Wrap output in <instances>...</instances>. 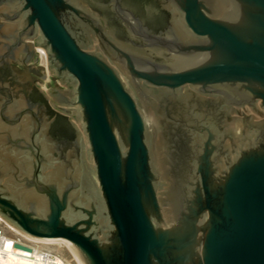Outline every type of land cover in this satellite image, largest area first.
<instances>
[{"label": "water", "instance_id": "95a60500", "mask_svg": "<svg viewBox=\"0 0 264 264\" xmlns=\"http://www.w3.org/2000/svg\"><path fill=\"white\" fill-rule=\"evenodd\" d=\"M167 4L122 48L77 0H0V56L44 48L75 125L0 91V214L83 264H264V0Z\"/></svg>", "mask_w": 264, "mask_h": 264}, {"label": "flooded vegetation", "instance_id": "af4514ba", "mask_svg": "<svg viewBox=\"0 0 264 264\" xmlns=\"http://www.w3.org/2000/svg\"><path fill=\"white\" fill-rule=\"evenodd\" d=\"M77 1L99 19L105 33L122 48L125 47L124 42L131 40L128 27L146 28L151 32H157L175 23L176 19V12L167 4V0ZM141 40L138 38L131 42L136 45ZM91 44L94 50L104 54L103 49L95 40H92ZM37 65V50L34 45L31 48L26 47L19 61L9 58L6 51L3 56H0V91L7 99L11 98V95L24 98L28 110L34 106L36 111L32 118L46 120L45 133L51 139L63 141L73 138L75 135L74 122L70 115L63 111L58 101L54 99L51 102L46 96L45 74L37 68ZM55 83L57 87L53 88L51 93L53 96L58 94V98L62 99L61 95L65 88L57 80ZM10 91L14 93H9Z\"/></svg>", "mask_w": 264, "mask_h": 264}, {"label": "bare ground", "instance_id": "6f19581e", "mask_svg": "<svg viewBox=\"0 0 264 264\" xmlns=\"http://www.w3.org/2000/svg\"><path fill=\"white\" fill-rule=\"evenodd\" d=\"M10 228H13L16 231L14 227L10 226ZM24 236L27 239L36 240V238L27 236L26 234ZM39 240H41L45 244L46 243L50 244L51 242H55V240L58 239H39ZM15 242L12 237L6 236L4 234L0 235V264H41L42 262H44L43 259L45 258L43 257V254L41 253L39 247L35 246L33 248V251L26 253L25 252L26 250L14 245ZM69 250L74 257L76 264H83L82 260L80 259V257L78 256V254L71 245H69ZM53 260H54L53 263H48V264H70L69 260H63L62 257L58 255H55Z\"/></svg>", "mask_w": 264, "mask_h": 264}, {"label": "rangeland", "instance_id": "374dc122", "mask_svg": "<svg viewBox=\"0 0 264 264\" xmlns=\"http://www.w3.org/2000/svg\"><path fill=\"white\" fill-rule=\"evenodd\" d=\"M36 50H37L38 56H39L37 66L44 67V69L46 71V77L44 78V81L46 80V84H45L46 88L45 89H46V95L48 97H50V96H52L51 87L54 85V81H53L51 74H50L49 61L47 58V54H46V51L44 48L36 47ZM0 223H2V225L4 226L5 233L7 236H14V235H23L24 236L25 235V234H23V232L21 230H19L14 225H12L8 220H6L1 214H0ZM10 226L14 227L16 229V231L13 228L10 229ZM27 241H28L29 245H31L33 248L36 246V247H39L40 249H47L52 254L61 256L62 258L69 260L71 264H76V261L72 255V253L69 250L70 244L64 240L58 239V240H55V242H51L50 244H47V243L45 244L41 240H39V239L37 240V238H36V240L28 239Z\"/></svg>", "mask_w": 264, "mask_h": 264}, {"label": "built area", "instance_id": "2783aa9c", "mask_svg": "<svg viewBox=\"0 0 264 264\" xmlns=\"http://www.w3.org/2000/svg\"><path fill=\"white\" fill-rule=\"evenodd\" d=\"M2 234L6 235L5 228L2 225V223H0V235H2ZM9 237H12L13 240H14V242L16 241L18 244H20V245H22L24 247H27L28 249L21 247L22 249L26 250L25 251L26 253L33 251V247L31 245H29V243L27 241L28 239L26 237H24L23 235H14V236H9ZM16 242L14 243V245L17 244ZM40 250H41V253L43 254V257L45 258V259H43L44 262H42L41 264H48V263H53L54 262V260H53L54 257H55L54 254H52L51 252H49L47 249H40ZM62 259L63 260H66L64 258H62Z\"/></svg>", "mask_w": 264, "mask_h": 264}]
</instances>
